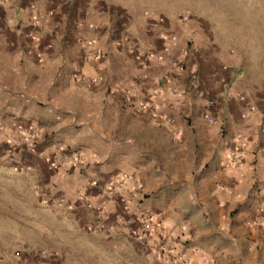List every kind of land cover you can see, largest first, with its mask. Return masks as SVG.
<instances>
[{"label":"rangeland","instance_id":"374dc122","mask_svg":"<svg viewBox=\"0 0 264 264\" xmlns=\"http://www.w3.org/2000/svg\"><path fill=\"white\" fill-rule=\"evenodd\" d=\"M250 82L264 97V0H0V264L83 244L151 118L214 124Z\"/></svg>","mask_w":264,"mask_h":264},{"label":"crops","instance_id":"0c3cea01","mask_svg":"<svg viewBox=\"0 0 264 264\" xmlns=\"http://www.w3.org/2000/svg\"><path fill=\"white\" fill-rule=\"evenodd\" d=\"M262 91L250 82L230 99L221 93L214 124L193 116L177 129L167 113L151 118L137 142L148 163L101 213L85 214L83 244H20L24 260L4 264H29V253L33 264H264Z\"/></svg>","mask_w":264,"mask_h":264},{"label":"built area","instance_id":"2783aa9c","mask_svg":"<svg viewBox=\"0 0 264 264\" xmlns=\"http://www.w3.org/2000/svg\"><path fill=\"white\" fill-rule=\"evenodd\" d=\"M211 120V119H210ZM213 120V119H212ZM237 158H239V157H237Z\"/></svg>","mask_w":264,"mask_h":264}]
</instances>
